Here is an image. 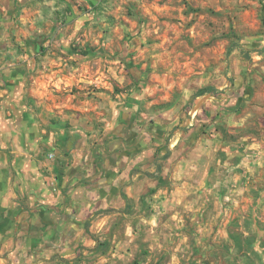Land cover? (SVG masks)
I'll return each mask as SVG.
<instances>
[{
	"label": "crops",
	"instance_id": "1",
	"mask_svg": "<svg viewBox=\"0 0 264 264\" xmlns=\"http://www.w3.org/2000/svg\"><path fill=\"white\" fill-rule=\"evenodd\" d=\"M101 2L0 0V13H9L0 15V125L27 121L15 111L44 104L37 60L46 55L34 46L96 27ZM188 2L220 8L219 0ZM60 12L72 22L63 25ZM13 19L22 23L14 39ZM246 39L224 64L223 84L199 87L184 114L143 122L118 105L97 132L51 130L54 159L42 161L53 167L48 174L34 160L8 159L0 146V264L263 263L264 32ZM59 118L78 124L70 115ZM6 134L0 129V145ZM234 204L250 207L252 226L241 232L252 241L244 255L232 253L236 245L227 240L216 244L227 238L216 224Z\"/></svg>",
	"mask_w": 264,
	"mask_h": 264
},
{
	"label": "rangeland",
	"instance_id": "2",
	"mask_svg": "<svg viewBox=\"0 0 264 264\" xmlns=\"http://www.w3.org/2000/svg\"><path fill=\"white\" fill-rule=\"evenodd\" d=\"M202 3L102 0L96 27H82L80 35L74 32L76 29L68 28V34L74 32L71 38L65 36L43 45L42 53L46 56H38L37 74L45 80V91L39 97L44 104L15 111L18 117L28 115L27 121L16 119L0 125L7 133L0 146L10 151L8 159L21 160V164L34 160L48 174L53 167L42 161L54 159L48 144L51 130H70L77 126L97 132L114 116L118 105L135 111L143 122L163 112L175 117L190 107L186 99L199 87L223 84L224 64L229 65L240 52L236 44L246 45V38L258 37L264 32L260 15L263 2L219 0L220 8L217 4ZM78 8L89 10L85 4ZM5 13L2 11L0 15ZM55 16L63 25L67 24L66 20H72L61 12ZM11 25L9 36L14 39L17 36L14 28L20 30L22 23L13 19ZM229 47L233 50L227 55ZM231 77L234 76L231 74ZM2 112L10 116L8 109ZM32 114L39 115L38 122L30 120ZM50 114L56 118L49 117ZM64 114L76 117L78 124L59 122V116ZM13 148L22 150V154L14 156ZM263 204L258 210L261 218L258 226L264 230ZM233 207L216 224L219 235L227 230V238H216V244L227 240L236 245L232 253L244 255L242 248L252 241V237H245L241 232L252 226L246 216L249 206L242 209L234 204ZM220 254L223 252H216V259ZM218 263L216 260L215 264Z\"/></svg>",
	"mask_w": 264,
	"mask_h": 264
},
{
	"label": "trees",
	"instance_id": "3",
	"mask_svg": "<svg viewBox=\"0 0 264 264\" xmlns=\"http://www.w3.org/2000/svg\"><path fill=\"white\" fill-rule=\"evenodd\" d=\"M43 41H44V40H43ZM236 45H237L238 47L242 48L241 45H240L239 43H237ZM34 48H35L34 50H37V52H42V51H44V49H45V48L43 47V45H41L40 43L37 44L36 46H34ZM232 50H233V48H232V47H229L228 50H227V55L230 54V52H231ZM242 50H243V49H242ZM136 68H137V67H136ZM134 78H135V77H134Z\"/></svg>",
	"mask_w": 264,
	"mask_h": 264
}]
</instances>
